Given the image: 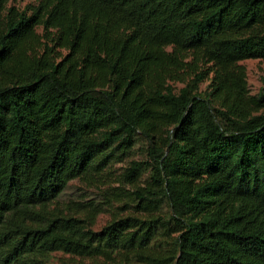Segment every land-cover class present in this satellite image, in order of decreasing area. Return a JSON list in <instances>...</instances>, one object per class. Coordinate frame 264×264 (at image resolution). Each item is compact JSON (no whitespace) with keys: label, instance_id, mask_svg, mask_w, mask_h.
<instances>
[{"label":"trees","instance_id":"obj_1","mask_svg":"<svg viewBox=\"0 0 264 264\" xmlns=\"http://www.w3.org/2000/svg\"><path fill=\"white\" fill-rule=\"evenodd\" d=\"M16 1L0 264H264V0ZM76 179L100 199L61 201Z\"/></svg>","mask_w":264,"mask_h":264},{"label":"rangeland","instance_id":"obj_2","mask_svg":"<svg viewBox=\"0 0 264 264\" xmlns=\"http://www.w3.org/2000/svg\"><path fill=\"white\" fill-rule=\"evenodd\" d=\"M26 1L17 0L15 4L24 5ZM247 67L248 82L250 90L253 94L259 93L264 88V61L260 59H248L242 61ZM106 187V186H104ZM100 189L95 186H88V184L76 179L70 182L68 187L62 193L60 200L68 201L70 199L75 200H89V199H100ZM110 212H102L99 214L94 226L95 229H100L110 219ZM62 253L56 254V259L60 257Z\"/></svg>","mask_w":264,"mask_h":264}]
</instances>
